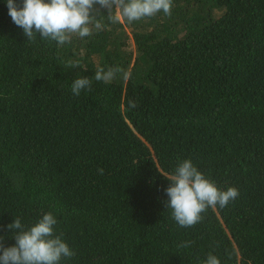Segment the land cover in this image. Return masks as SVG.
I'll use <instances>...</instances> for the list:
<instances>
[{"label":"trees","instance_id":"1","mask_svg":"<svg viewBox=\"0 0 264 264\" xmlns=\"http://www.w3.org/2000/svg\"><path fill=\"white\" fill-rule=\"evenodd\" d=\"M101 14L90 36L28 41L0 0L4 246L15 219L27 229L51 213L75 253L59 264H200L209 253L264 264V0H172L170 16L131 23ZM117 66L128 80H95ZM82 77L91 91L73 96ZM187 159L239 195L180 227L165 189Z\"/></svg>","mask_w":264,"mask_h":264},{"label":"clouds","instance_id":"2","mask_svg":"<svg viewBox=\"0 0 264 264\" xmlns=\"http://www.w3.org/2000/svg\"><path fill=\"white\" fill-rule=\"evenodd\" d=\"M8 15L13 23L22 28L28 41L39 34L42 39L64 45L71 42L72 35L81 38L92 35L93 28L102 30L104 24L97 19L101 9L107 10V20L112 24L131 23L142 18L153 17L160 11L171 15L172 0H6ZM98 6V7H97ZM67 67H79V62H67ZM122 74L124 80L131 73L123 68L109 67L97 69L96 81L108 83ZM91 91V80L77 78L71 85L73 96H79L81 90ZM129 108H136L135 101H128ZM103 174V169L98 170ZM171 181L165 189L168 200L166 207L171 209L172 218L180 227H192L202 221V213L209 207H226L238 195V189L229 187L226 191L218 189L214 182L205 178L190 159L180 162ZM57 223L51 213H46L33 226L25 229L17 218L7 225L18 230L13 236L15 245L5 247L0 237V264H59L62 258H71L75 253L55 235ZM190 241L182 242L179 247L187 248ZM200 264H221L220 260L209 253Z\"/></svg>","mask_w":264,"mask_h":264},{"label":"rangeland","instance_id":"3","mask_svg":"<svg viewBox=\"0 0 264 264\" xmlns=\"http://www.w3.org/2000/svg\"><path fill=\"white\" fill-rule=\"evenodd\" d=\"M132 50H134V47H132Z\"/></svg>","mask_w":264,"mask_h":264}]
</instances>
